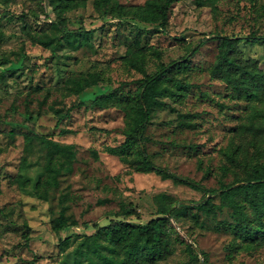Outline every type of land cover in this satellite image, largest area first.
Segmentation results:
<instances>
[{
    "label": "rangeland",
    "instance_id": "rangeland-1",
    "mask_svg": "<svg viewBox=\"0 0 264 264\" xmlns=\"http://www.w3.org/2000/svg\"><path fill=\"white\" fill-rule=\"evenodd\" d=\"M82 1L64 12L53 9L57 0L0 2V264H100L91 250L99 226L118 220L146 224L159 216L162 195L174 200L175 206L204 195L157 172L137 171L108 151L125 138V112L117 105L93 107L90 103L94 96L121 84L125 91L135 89L142 74L125 62L131 47L146 46L148 71L158 61L184 56L190 63L181 75L190 81L191 90L179 102L165 98L170 106L156 108L145 131L146 146L158 166L218 187L222 163L233 169L224 177L226 181L234 177L233 171L242 172V167L227 160L231 146L246 147L252 161H264V131L251 129L256 102L236 97L230 86L211 75L218 52V42L211 36L247 34L253 29L264 34V0H218L216 8L180 0L170 8L168 31L132 17L105 15L94 0ZM119 1L130 7L146 0ZM57 21L71 30L84 28L87 42L77 48L63 43L52 53L34 41V32L43 29L60 33L53 26ZM192 48L197 49L194 54ZM153 49L161 51V59ZM239 50L264 71V40H243ZM93 71L100 75L97 85L78 95L65 92L70 75ZM73 104L71 116L58 123L51 106ZM171 107L193 113L192 123L181 122ZM64 128L72 132L64 134ZM38 134L47 135L50 144H72L75 151L72 170L62 169L58 185L42 188L43 196L32 185L46 176L48 148ZM62 160L63 156L56 157L58 163ZM19 175L27 178L25 187L19 184ZM129 208L139 215L125 216ZM63 209L78 225L54 230L50 221ZM171 221L177 230L173 252L149 264H264V242L255 249L234 250L229 247L233 235L214 230L211 219L205 226L186 215ZM28 226L31 241L27 245ZM182 239L194 240L199 259L191 258Z\"/></svg>",
    "mask_w": 264,
    "mask_h": 264
},
{
    "label": "trees",
    "instance_id": "trees-1",
    "mask_svg": "<svg viewBox=\"0 0 264 264\" xmlns=\"http://www.w3.org/2000/svg\"><path fill=\"white\" fill-rule=\"evenodd\" d=\"M11 0H0L5 5ZM180 0H146L144 4L127 7L119 0H94L97 9L103 14L116 18L132 17L139 21L156 24L163 31L169 28V13L173 3ZM218 0H196L199 5H211L216 8ZM52 4V2H51ZM84 4L82 0H57L53 9L64 12L67 9ZM256 4V3H255ZM53 26L60 33L50 34L43 29L34 32L33 39L38 44L55 53L63 43L73 48L86 43L85 29H68L63 21L55 22ZM217 40L218 52L211 68V75L223 80L231 87L233 94L238 98L254 100L252 109L251 129L256 133L264 131V71L245 59L239 50L241 41L258 42L264 40V34L258 29L249 33H221L211 36ZM3 33L0 31V41ZM197 49L192 48V54ZM161 59V51L151 50ZM187 56L170 60L165 63L158 61L153 71H148L146 46L129 48L124 57L126 64L139 71L142 76L136 79V87L125 91L124 84L114 88L109 93H100L93 97L90 105L93 107L119 106L125 112L124 140L108 151L118 155L124 162L141 172H157L165 178H172L176 182L186 183L204 192L202 198L191 203L176 202L169 196L162 195L158 207L159 216L150 219L146 224H134L123 220L112 221L99 226L93 233L92 251L98 257L100 264H149L161 260L173 252V234L177 230L172 225L171 218L179 219L189 216L195 223L205 226L208 219L212 220V228L216 231L227 230L233 235L229 247L232 249H252L264 242V161H252L246 147L234 145L227 150V160L232 165L242 167V172H234V177L226 181L224 177L231 169L228 163L221 164V177L218 187H207L199 181L182 177L173 171L158 166L152 159L146 146L148 123L156 108L170 106L165 98L173 102L181 101L191 90L192 84L181 75L189 69ZM100 75L93 71L87 74L70 75L64 84L68 95H78L88 87L98 84ZM74 104L70 106L52 105L51 109L57 116L58 123L69 118ZM181 122L191 124L193 113L184 112L177 107H171ZM257 121L256 123H254ZM62 133L72 132L64 128ZM48 148L46 160V176L35 180L32 185L39 196H43L42 188L48 185H58V175L62 169L72 170L70 164L75 157L72 144L62 145L58 142L50 144L45 134L36 135ZM255 154H260L256 150ZM63 156L64 160L56 161V157ZM27 161L24 159L23 166ZM18 182L22 187L27 185V178L19 175ZM218 197V201L215 200ZM227 212V214H225ZM125 216L139 215L136 209L124 211ZM203 217V218H202ZM54 230H66L77 226L75 219H70L63 209L60 214L50 221ZM31 228L28 226L24 242L31 241ZM185 243L191 258H198L194 248V240ZM203 255L206 257L204 251Z\"/></svg>",
    "mask_w": 264,
    "mask_h": 264
},
{
    "label": "water",
    "instance_id": "water-1",
    "mask_svg": "<svg viewBox=\"0 0 264 264\" xmlns=\"http://www.w3.org/2000/svg\"><path fill=\"white\" fill-rule=\"evenodd\" d=\"M183 202H185V203H191V202H189V201H183Z\"/></svg>",
    "mask_w": 264,
    "mask_h": 264
}]
</instances>
